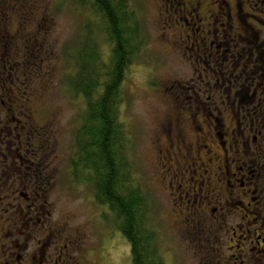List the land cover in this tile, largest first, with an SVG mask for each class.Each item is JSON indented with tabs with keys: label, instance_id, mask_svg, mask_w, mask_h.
Returning a JSON list of instances; mask_svg holds the SVG:
<instances>
[{
	"label": "rangeland",
	"instance_id": "rangeland-1",
	"mask_svg": "<svg viewBox=\"0 0 264 264\" xmlns=\"http://www.w3.org/2000/svg\"><path fill=\"white\" fill-rule=\"evenodd\" d=\"M129 2L138 12L137 18L140 15L147 37H144L143 50L129 63L122 79L124 96L119 118L125 125L127 151L130 154L128 167L131 169L130 175L126 176V185L132 190L136 187L138 193L143 195L145 213L149 216L148 219L143 212V227L148 226L155 231L153 234L148 229L150 236L153 234L155 238L152 245L160 264H203L199 248L204 247L190 244L186 231L180 229L185 226V217H180L177 210L184 208L181 204L173 205L175 195L167 186L168 179L161 170L160 161L151 157V141L158 123H166V112L173 115L186 113L187 107L176 106L173 98L182 99L185 86L196 84L194 82L199 81L203 68L208 69L210 65L202 63L203 57L209 56V53L219 57L224 54L229 58L225 60V67L229 65L230 70L232 62L242 63L244 60L239 57H245L246 53L232 45L234 36H226L228 45L220 44L219 51L209 52L208 41H215V38L202 33L198 39L194 38L197 33L190 31L179 20L181 12L176 11V3L170 7L168 0ZM91 7L89 2L90 10L86 11L84 7L77 6L75 0H0V57L5 58L10 75L14 72L16 76L15 80L9 82L10 78H6L7 68L0 71V99L3 98L0 100V118L7 119L2 123L6 126L7 134L0 132V147L4 149L7 142H11L7 148L12 147L20 157H26V154L33 156L31 151L36 142L43 145L44 148L39 151V161L45 166L52 163V170L47 168L45 172L51 179L54 193L49 197L44 212V224L53 227L54 231L59 230L61 235L72 232L71 238L67 237L71 243H67L64 253L70 252L74 256L82 249L87 264H132L130 242L116 225V212L97 200L94 183L87 178V170L77 165L74 168L73 165L75 134L83 104L75 96L69 97L71 94L63 88L67 68L71 67L66 48L74 51L78 38L94 32L95 36H91L89 41L100 38L99 51L102 56L107 55L108 43L101 30L105 21L99 13H93ZM245 38L248 40V36ZM259 39L263 40L264 37ZM231 53L235 57L230 58L228 54ZM215 64L212 63L210 67ZM225 75H228V71H225ZM242 81V87L246 88V80ZM216 82L215 78L210 83L206 82L207 90ZM229 129L230 126L223 131L228 130L229 137H233L234 131L236 141L240 142L236 137L239 130L235 127L231 131ZM241 129L243 133L244 128ZM241 136L245 138V133ZM238 148L243 147L238 145ZM244 151H247L246 147ZM233 217L234 225H240V230L246 229L241 222L245 225L248 220L252 222L254 219L252 213L249 219L245 217L241 220L238 214H233ZM175 219L182 222L177 224ZM226 235L232 234L225 229L219 230L218 236L222 242ZM22 238L23 235L19 238L17 235L3 237L1 247L5 251H13L7 247L13 244L23 246ZM65 240L62 238L59 243L62 245ZM33 241L34 238L28 241L26 249L21 251L22 256L26 255ZM172 244L181 258L178 255H175V259L171 257L168 249ZM231 253L226 252L214 262L231 261L228 258Z\"/></svg>",
	"mask_w": 264,
	"mask_h": 264
},
{
	"label": "flooded vegetation",
	"instance_id": "flooded-vegetation-1",
	"mask_svg": "<svg viewBox=\"0 0 264 264\" xmlns=\"http://www.w3.org/2000/svg\"><path fill=\"white\" fill-rule=\"evenodd\" d=\"M175 3L176 11L181 12L179 20L197 33L194 38L198 39L200 33L215 38L208 41L209 52L219 51L220 44L228 45L225 37L234 36L232 45L246 55H240L242 63L232 62L230 70L229 65L225 67L229 58L224 54L203 57L205 66H215L203 68L199 81L185 86L187 96L173 98L176 106L187 107L186 113L166 112V123H158L151 141V157L160 161L167 186L175 195L173 205L184 208L177 210L180 217H185V226L180 229L186 231L190 244L204 247L199 248L203 264H264V39H259L264 37V0H168L170 7ZM187 47L194 49L192 45ZM228 55L235 57L233 53ZM5 62L0 57V71L7 68L6 78L12 82L13 73L10 75ZM213 78L217 82L207 90L205 83ZM243 79L246 88L242 87ZM6 120L0 118V126ZM229 126L230 131L234 127L239 130L236 137L240 142L234 131L233 137L228 130L223 131ZM2 127L0 132L7 134L6 126ZM10 144L0 147V240L23 235V246L13 244L7 247L13 251L6 252L0 241V264H87L82 249L74 256L64 253L72 232L61 231V235L44 224V212L54 193L45 172L47 168L52 170V163L45 166L39 161L43 145L36 142L33 156L20 157L12 147L7 148ZM126 155L129 157L128 151ZM251 213L252 222H241L246 229L234 225L233 214L243 220ZM181 222L175 219V223ZM222 229L232 234L224 236L223 242L218 236ZM32 238L31 248L22 256L21 251ZM62 238L67 241L61 245ZM168 250L172 258L182 257L173 244ZM226 252L231 253V261L214 262Z\"/></svg>",
	"mask_w": 264,
	"mask_h": 264
},
{
	"label": "trees",
	"instance_id": "trees-1",
	"mask_svg": "<svg viewBox=\"0 0 264 264\" xmlns=\"http://www.w3.org/2000/svg\"><path fill=\"white\" fill-rule=\"evenodd\" d=\"M75 1L86 11L90 10V2L91 11L103 17L105 24L101 30L108 46L103 57L98 48L100 38L89 41L95 33L88 32L78 38L74 51L66 48L71 67L67 68L63 88L71 94L69 97L73 95L83 104L75 134L73 165L87 170L97 200L116 212V225L130 242L132 263L160 264L152 245L155 231L143 227L146 212L143 195L136 187L132 190L126 185V176L131 173L126 155L128 138L119 118L124 96L122 79L129 63L143 50L147 34L129 0ZM146 217L149 219L148 214ZM148 229L153 233L151 236Z\"/></svg>",
	"mask_w": 264,
	"mask_h": 264
},
{
	"label": "bare ground",
	"instance_id": "bare-ground-1",
	"mask_svg": "<svg viewBox=\"0 0 264 264\" xmlns=\"http://www.w3.org/2000/svg\"><path fill=\"white\" fill-rule=\"evenodd\" d=\"M148 223V222H147ZM133 264V263H132Z\"/></svg>",
	"mask_w": 264,
	"mask_h": 264
}]
</instances>
